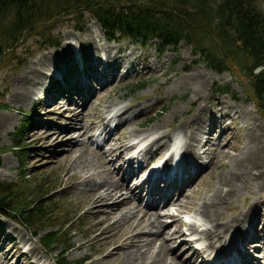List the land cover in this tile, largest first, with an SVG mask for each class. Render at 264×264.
<instances>
[{
    "label": "rangeland",
    "instance_id": "rangeland-1",
    "mask_svg": "<svg viewBox=\"0 0 264 264\" xmlns=\"http://www.w3.org/2000/svg\"><path fill=\"white\" fill-rule=\"evenodd\" d=\"M259 5L264 9V0H260ZM71 15H65L60 20L57 17L58 21L49 24L47 26L49 32L45 31L43 35L37 34L35 30L24 32L15 43L13 57L4 54L0 58V181L13 184L16 192L20 194L16 201H20L21 205L29 203V206L33 199L35 184L42 182L51 189L39 199L42 201L44 197H49L51 204L50 201H45L48 202L45 210L54 208L51 218L40 222L53 223V225L38 230L35 235L32 232L40 223L28 226L0 212V246L3 247V251L9 250V253L0 252V264H31L34 255L38 257L35 264L41 262L56 264V259L61 260V264H75L77 260H82L83 264L118 262V260H109L107 263L103 258L101 259L110 243L103 242L104 240L98 241L95 236L97 230H92V219H97L100 214L114 211L110 221H117L112 224V229L105 232V235L115 230H122L126 219L118 220V218L133 206V202H122L117 206H111L110 201L91 204L84 196L90 188L77 185L79 180L77 176L80 177L89 170L86 166L77 165L82 159L85 162L90 161L93 164V169L90 168L93 172L91 176L98 175L96 172L99 174L104 172L106 180L116 181L119 184L127 183L126 186L132 189L134 184L143 183L146 169L150 166L156 169L162 160V154L157 156L158 152H154L143 164L144 167L141 168L143 170L134 169L136 173L131 171L129 177L123 172L126 165L124 160L130 156H135V160L140 161L145 158L134 153L151 136L157 135V132L152 135L151 127L154 125H159L161 131L166 130L171 133L174 139L171 145L180 144L181 139L178 137L181 134L173 129L185 117V110L193 112L197 109V102L202 103L201 106L206 108L202 115L203 120L205 118L207 122L210 121L208 110L215 108L217 99L240 109L239 115L233 122V109L228 110L232 118L226 115L220 120L221 126L232 122L230 123L232 128L228 130L227 135H224L229 136L228 139L232 144L239 145V141L236 140L244 136L250 121L253 120L254 128L252 127L251 135L257 138L256 141L259 140V143L264 142V111L256 106L249 78L232 62H226L229 69L217 72L208 68L186 42L163 48L156 39L140 43L129 36L117 33L107 37L99 28L95 18L87 11H83L78 21ZM45 37H49L51 43L45 42ZM4 52L6 53L7 50ZM130 61L132 66L126 68L125 64ZM97 64L99 69L96 70ZM125 70H128V74H125ZM92 72L99 77L88 78L87 75ZM183 73H186L187 77L178 78V75ZM193 74L197 78L201 77V84L198 80L194 81ZM198 84L200 85L197 86ZM195 88H197L194 95L196 102L191 100L190 95ZM22 94L27 95L22 98ZM111 101L114 104L109 105ZM127 104L136 109L137 107L145 109L131 117L129 113L134 110H127V117L120 120L115 127L113 120L109 124L112 139L105 138L106 134L102 130L105 120L111 116V113H118L120 106ZM174 107L176 111L170 113ZM213 112L217 122L220 117L219 112L214 110ZM99 128L102 133L93 131ZM119 139H124L125 144H134V147L125 151L123 159L113 161L115 153L111 150L118 146ZM85 141H91L92 149H95L97 144L96 149H99L108 160H112L108 165L111 172L108 173L106 170L105 172L99 166L94 168L96 161L98 163L100 159L91 149L82 147ZM137 142L141 143L140 146L136 144ZM14 144L19 145L20 148L16 149ZM179 148L184 151L183 144ZM237 152L239 153V150L236 152L230 150L227 157L223 156V159L217 157L215 162L209 164L210 167L204 166L208 160L205 157L208 156L200 154L197 162L201 167L198 171L202 173L194 182L195 193L185 199L187 205L197 197V205L189 210L185 209L186 207L180 210L183 222L195 219L197 220L195 227L204 222L198 219L195 209L204 195H209L217 186V176L224 170L218 160L224 162L227 169L231 166L228 162L230 156ZM119 165L121 169L117 170ZM132 166H135V163ZM66 167L73 174L68 178L65 175ZM240 168L241 171L239 168L235 169L233 181L241 179V173L244 171L243 167ZM262 170L260 176L264 182V169ZM191 179L186 183H190ZM104 187L98 185L96 193L102 192ZM142 187L143 185L139 192L142 191ZM252 191H256L254 193L257 199L264 202V185L258 188L249 186L243 191L236 192L235 199L232 200L236 208L233 209L248 207L250 204L248 194ZM144 198L141 199L139 208L144 205ZM230 205L231 203H228L222 209V218H227L232 213ZM261 208H264V204H261ZM259 209L260 206L257 210ZM170 211H174L173 207H170ZM159 212L165 216L167 224L163 228L166 231L162 235L172 232L174 226L171 219L166 217L167 211ZM69 219L72 223L69 222V226L62 228L63 233L59 237L61 241L53 246V250L46 252L41 247L39 236L45 230L61 228ZM256 222L255 220V224ZM206 225L209 224L206 222ZM146 228H143V231ZM169 228L171 230H168ZM151 229L153 230L154 227ZM183 229H186L185 225ZM185 232L187 235L190 233L186 230ZM202 234L207 239L210 232ZM160 237L161 234L157 236ZM12 242L18 244L17 251L11 250ZM78 243L79 246L75 248L73 245ZM159 243L158 240L154 241L156 246ZM193 244L192 249L203 244L205 246L206 240ZM123 245L122 250L128 248L127 241ZM169 249L162 264H169L172 260L181 264H200L202 254L192 255V249L179 239L172 242ZM207 252H210V249H207ZM250 253L258 260L264 257L262 256L264 251L258 249ZM118 259L121 260L120 256ZM259 264H264V259L259 261Z\"/></svg>",
    "mask_w": 264,
    "mask_h": 264
},
{
    "label": "bare ground",
    "instance_id": "bare-ground-1",
    "mask_svg": "<svg viewBox=\"0 0 264 264\" xmlns=\"http://www.w3.org/2000/svg\"><path fill=\"white\" fill-rule=\"evenodd\" d=\"M111 57H113V55H111ZM131 66V61L125 64L126 68H130ZM95 69H99L98 64L95 66ZM127 71L128 70H125V74H128ZM185 74L186 73L178 75V78L187 77ZM87 77H93V79H96L99 76L92 72L90 75L88 74ZM192 77L195 82H197V80L199 83L202 82L201 77L197 78L194 74ZM195 90H197V88H195L190 94L191 100L194 102H196L194 96L196 92ZM27 94H22V98L26 97ZM197 103L198 105L195 111H184L185 117L180 120L173 129L181 134L177 137L181 139L180 145L183 144L184 151H181L178 147L176 148L175 145H171L174 142V139H172L173 136L170 132L166 130L161 131L159 130V125H154L151 127L152 135L153 133L155 134V132H157V135L155 137L151 136L149 140L143 146H140L136 153H134L136 155L139 154L144 156L145 158L140 161L135 160V156H130L124 160L126 165L123 172L129 177L131 171L136 173L134 169L137 170L140 168V171H142L143 169L141 168L144 167L143 164L148 161V157L154 152H158L157 156L162 154L161 157H163L165 155L163 161L160 163L159 169L150 168L143 178V183L140 182L137 184L135 182L136 185L134 184L132 189H129L126 186L127 183L125 184L122 182L119 184L116 181L111 182L106 180L103 175L104 172H101L100 174L96 172L98 175L91 176V173H93L90 169H93L92 162H85L82 158V160H80L81 162H78L79 164L77 166H86L89 170V172L85 171L81 174L80 177L76 174L75 175L77 176V179H79L77 185L90 188H88L89 190L84 196L91 204L108 203V201H110L112 203L111 206H117V204H121L122 202H133V206L118 218V220L126 219V223H124L125 225L122 227V230H115L109 235H105V232L112 229V224L117 221H110L115 213L114 211L100 214L97 216V219H92V230H97L95 236L98 238V241L101 242L104 240L103 242L110 243L109 248L101 256V259L103 258L104 262L109 263V260H118L115 264H162L164 262V256L167 253L166 251L170 250L169 247L171 243L176 239H179L191 249L193 248V243L206 240L205 246L203 244L192 249V255H198L199 253L200 255L202 254L200 264H259V261L264 259V257H260L261 259L258 260L253 257L250 251L248 252L249 249H258V251L261 252L264 251V208H261V204H264V202L257 199V196L254 193L256 191H252L248 194L250 197V204H248V207L245 209H233L236 208V204L235 202L232 203L237 191H243L249 186L251 188H258L259 186L264 185V182L262 181L263 178L260 176L263 171L262 169H264V142L262 141L259 143V140L256 141L257 138L255 139V137L251 135L253 130L252 127L254 128L253 120L250 121V126L244 136L236 140L239 141V145L232 144L231 140L228 139L229 136L225 137L224 135H227L228 130L232 128L230 123L237 118L240 109H237V106L225 103L221 99H217L215 108L211 111L208 110L210 121L207 122L205 118L203 120L202 115L203 110L206 108L201 106L202 103ZM112 104H114L112 101L111 103L109 102V105ZM144 109L145 108L142 109V107H137V109L133 108L130 104L120 106V111L118 113H111V116L104 122L102 130L106 134L105 138H110L111 126L109 124H111L113 120L115 121V127L120 120L127 117L128 111L134 110L129 113V117H131L135 115L136 112ZM230 109H233V118L228 112ZM213 110L219 112L220 117L217 122ZM173 111H176L175 107L170 113ZM226 115L232 118V122L221 126L220 120ZM216 126H218V130H216ZM244 127L247 128L245 124ZM54 131L58 132L56 130ZM103 140L104 139H102V141ZM123 140L124 139H119L118 146L111 150V152L115 153L114 158L112 159L113 161H115V159H123L125 151L134 147V144H125ZM90 142L85 141L82 147L85 149L88 147L94 152L93 154L100 159V161H98L99 164L96 161L94 168L99 166L102 170H106L108 173L111 172L112 170L111 168H108V165L109 163L111 164L112 160H108L99 149L97 150V145H95V149H92L90 147ZM230 150L234 152L239 150V153L237 152L230 156L228 162L231 166L227 169L226 164L221 160H218L220 166H222L224 170L217 176V186L209 195H204L203 199L195 209V214L199 217L198 219L204 222L196 225V227L195 224L197 220L195 221V219L188 221L184 220L183 222L180 217V210L183 207H186L185 209L189 210L197 205V197L193 199L191 204L188 203L187 205L185 204V199L191 196L192 193H195L194 182L202 173L198 171L201 167L197 162L198 159H200V154L203 153L208 156L205 157L208 159L206 161V164L208 165L205 164L204 166L210 167L209 164L215 162L217 157H222V159L223 156L227 157L228 151ZM173 156L175 158L178 157L175 161L178 166L172 173H170L166 167V163ZM101 162L103 164H101ZM133 163H135V166H132ZM120 165L117 170L121 169ZM240 167H243L244 171L241 173V179H234L233 181L232 178L236 172L235 169L239 168V171H241ZM161 169H163V171H160ZM65 175L67 178L73 175L67 167L65 168ZM190 178H192L190 180L191 182L186 183ZM98 185H104L105 187L102 189V192L96 193L98 191L96 189ZM142 185V191L139 192ZM142 198L145 199L144 205L139 208V203ZM157 200L158 202L156 203ZM228 203H231L229 207L230 210L233 211L227 216V218H222V209L226 207ZM259 206L260 209L257 210ZM170 207H173L174 211H170ZM112 208L114 209L115 207ZM160 210L167 211L166 217L171 219L174 226L172 232L165 235H162V233L166 231H164L163 228L167 224L166 219H164L165 216L162 215V212H159ZM255 220L257 221L256 224ZM206 222L209 224L208 226L206 225ZM183 225L186 227L185 230L190 232L189 235L186 234ZM152 227H154L153 230L151 229ZM143 228H146V230L143 231ZM258 228H260V232L258 231ZM168 230L171 229L169 228ZM205 232H210L207 239L205 236L203 237L202 234ZM140 233L142 234L140 235ZM160 234L161 237L157 238ZM155 240L160 241L158 246L154 244ZM125 241H127L128 248L122 250L121 248L124 246L123 244H125ZM73 246L77 248L79 243L74 244ZM0 249L1 253H9V250L3 251L2 246H0ZM18 249V244L12 242L11 250L17 251ZM207 249H210V252H207ZM119 256L121 260L118 259ZM262 256H264V253H262ZM37 261L38 257L34 255V261L31 264H35ZM40 264L43 263L41 262ZM169 264L181 263L172 260Z\"/></svg>",
    "mask_w": 264,
    "mask_h": 264
},
{
    "label": "trees",
    "instance_id": "trees-1",
    "mask_svg": "<svg viewBox=\"0 0 264 264\" xmlns=\"http://www.w3.org/2000/svg\"><path fill=\"white\" fill-rule=\"evenodd\" d=\"M259 1L0 0V58L4 54L13 57L15 43L24 32L35 30L43 35L49 32V24L58 21L57 17L60 20L72 14L78 21L83 11H87L107 37L117 33L140 43L156 39L163 48L186 42L208 68L217 72L228 68L226 62H232L249 78L256 106L264 111V9ZM44 41L51 43L49 37ZM15 148L20 146L16 144ZM34 188L30 206L21 205L16 201L20 194L13 184L0 181V212L28 226L51 218L54 208L45 210L49 197L39 199L51 188L42 182ZM70 220L61 228L45 230L39 236L46 252L61 241V230L72 223ZM52 225L40 223L32 234ZM55 262L62 263L59 259ZM76 262L83 264L82 260Z\"/></svg>",
    "mask_w": 264,
    "mask_h": 264
}]
</instances>
